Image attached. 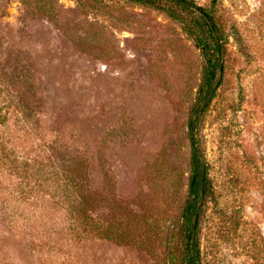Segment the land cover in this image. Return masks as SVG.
Returning <instances> with one entry per match:
<instances>
[{
  "label": "rangeland",
  "instance_id": "374dc122",
  "mask_svg": "<svg viewBox=\"0 0 264 264\" xmlns=\"http://www.w3.org/2000/svg\"><path fill=\"white\" fill-rule=\"evenodd\" d=\"M216 9L199 264H264V0ZM200 74L192 38L151 6L0 0V264H183Z\"/></svg>",
  "mask_w": 264,
  "mask_h": 264
},
{
  "label": "trees",
  "instance_id": "16d2710c",
  "mask_svg": "<svg viewBox=\"0 0 264 264\" xmlns=\"http://www.w3.org/2000/svg\"><path fill=\"white\" fill-rule=\"evenodd\" d=\"M128 1L156 8L177 21L182 30L192 38L201 59L200 81L187 119L191 145L190 174L187 197L181 212L182 262L183 264H199L196 241L197 217L202 205L211 194V182L207 163L196 146L194 133L221 81L226 36L218 24L216 0H211L207 5H200L194 0ZM72 186L77 188L75 183ZM80 217L85 218V214L83 213ZM130 217L131 215L128 214L120 217L118 221L123 224L125 220H130Z\"/></svg>",
  "mask_w": 264,
  "mask_h": 264
}]
</instances>
